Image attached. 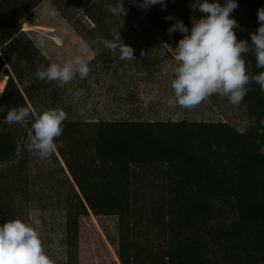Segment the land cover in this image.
Segmentation results:
<instances>
[{
  "label": "trees",
  "instance_id": "1",
  "mask_svg": "<svg viewBox=\"0 0 264 264\" xmlns=\"http://www.w3.org/2000/svg\"><path fill=\"white\" fill-rule=\"evenodd\" d=\"M42 1L0 0V164L12 160L18 148L16 135L5 122L8 110L23 106L39 112L33 94L47 87L36 77L42 64L20 29ZM50 1L66 20L68 14L78 12L87 25L82 32L74 28L75 32L98 46L102 44L95 42L97 34L112 40V33L125 26L124 35L119 32L127 38L125 45L133 44L131 37L141 40L152 27L160 30L162 44L172 45L181 37L180 32L167 33L176 20H187L190 30L206 15L198 11L199 0H166V7L157 4L140 17L132 3L123 0L128 14L121 23V17L109 12L117 0ZM208 2L223 5L227 0ZM235 2L238 7L229 18L239 13L243 29H258L257 10L264 8V0ZM168 16L175 19L166 20ZM135 21L138 26H131ZM235 33L238 41L244 40L239 29ZM94 53L97 61L102 53L98 49ZM135 58L133 65L138 67L144 60ZM243 58L250 65V77L264 72L256 67L255 51ZM247 87L239 106L250 114L252 123L242 131L220 121L64 122L57 140L63 146L53 158L62 162L72 184L73 211L117 218L118 264H264V91L254 80ZM32 122L30 117L27 128ZM14 124L25 151L26 127ZM146 198L155 201L163 220L158 247L135 240V205ZM8 219L0 209V226Z\"/></svg>",
  "mask_w": 264,
  "mask_h": 264
},
{
  "label": "rangeland",
  "instance_id": "2",
  "mask_svg": "<svg viewBox=\"0 0 264 264\" xmlns=\"http://www.w3.org/2000/svg\"><path fill=\"white\" fill-rule=\"evenodd\" d=\"M154 6L146 11L133 8L136 14L143 17ZM68 18L70 20L63 18L52 7L50 0H43L20 25L45 68L51 63L63 64L80 55L91 69L87 79L81 81L77 77L64 88L57 87L54 81H46L47 87L33 94V105L39 112L61 108L67 113V119L80 122L220 121L238 131L252 123V117L242 106L231 105L220 94H213L193 110L181 108L176 103L171 82L175 78L174 69L178 66L175 47L183 38L181 33L180 39L172 45L162 44L158 36L160 30L154 27L145 30L144 37L137 42L131 37L135 57L138 55L145 63L136 67L133 60H121L119 50L113 53L103 44H91L79 37L74 28L82 32L87 22L80 18L78 12L68 14ZM231 18L237 21V29L251 45L250 34L257 29H243L239 13ZM183 24L190 28L187 20L184 19ZM131 26L137 27V22H131ZM125 27L119 31L121 35L128 30ZM41 39L43 43H40ZM121 39L125 43L127 38L121 36ZM82 42H86L88 48L81 49ZM97 49L102 54L94 61ZM250 50L255 51L254 48ZM141 51L144 56H141ZM106 54L107 64L102 62ZM69 88L73 92L83 90V94L79 97L69 95ZM7 127L16 135L18 147L12 160L0 164V209L7 212L8 221L20 219L32 225L40 234L46 254L55 264H118L115 256L117 218L75 213L74 203L71 202L72 184L62 162L57 158V163L52 156L50 164L27 149L23 151L17 125L12 123ZM132 221L139 245H161L163 220L157 213L155 201L150 198L139 200Z\"/></svg>",
  "mask_w": 264,
  "mask_h": 264
},
{
  "label": "clouds",
  "instance_id": "3",
  "mask_svg": "<svg viewBox=\"0 0 264 264\" xmlns=\"http://www.w3.org/2000/svg\"><path fill=\"white\" fill-rule=\"evenodd\" d=\"M129 2L145 11L157 4L167 6L166 0ZM237 7L235 0H227L223 5L219 2L199 0L198 11L206 15L192 23L190 30L179 20L167 30L169 36L174 32L183 35L175 47L178 66L174 69L175 78L171 82L176 103L181 108L193 110L213 94L223 95L231 105L239 106L249 91L247 85L251 80L258 83L264 91V72L250 77V65L243 58L254 48L256 67L264 68V8L257 10L260 26L255 33L250 34L249 45L245 40L238 41L235 29L239 28V24L235 19L229 18ZM109 12L113 16L121 17V23L123 17L128 14L123 0H117L114 6L109 7ZM165 19L175 18L168 16ZM112 36V40H105L97 34L95 42L103 44L113 53L119 50L121 60H135L134 49L122 42L119 30L113 32ZM40 43H43L42 39ZM86 48L87 43L82 42L81 49ZM141 56H144L143 51ZM90 72L88 62L77 55L63 64L51 63L46 68L41 65L37 69L36 77L41 81H54L57 87L64 88L77 77L81 81L87 79ZM68 94L79 97L83 90L73 92L69 88ZM2 95L3 93H0V96ZM30 117L33 122L31 127L27 128ZM67 118V113L61 108L36 112L35 109L21 106L9 109L5 122L26 127V149L41 161L51 164L52 156L63 146V142L57 140L63 133ZM261 124H264V121H261ZM261 151H264V147ZM0 264H55V261L46 254L39 232L32 225L14 219L0 226Z\"/></svg>",
  "mask_w": 264,
  "mask_h": 264
},
{
  "label": "crops",
  "instance_id": "4",
  "mask_svg": "<svg viewBox=\"0 0 264 264\" xmlns=\"http://www.w3.org/2000/svg\"><path fill=\"white\" fill-rule=\"evenodd\" d=\"M169 121H172V120H169Z\"/></svg>",
  "mask_w": 264,
  "mask_h": 264
}]
</instances>
